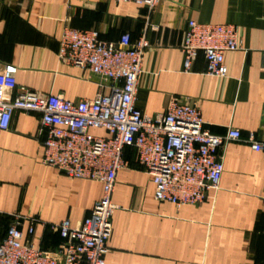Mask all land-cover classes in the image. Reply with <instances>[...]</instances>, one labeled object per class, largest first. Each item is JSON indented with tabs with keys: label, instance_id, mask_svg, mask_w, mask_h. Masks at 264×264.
Returning <instances> with one entry per match:
<instances>
[{
	"label": "crops",
	"instance_id": "crops-1",
	"mask_svg": "<svg viewBox=\"0 0 264 264\" xmlns=\"http://www.w3.org/2000/svg\"><path fill=\"white\" fill-rule=\"evenodd\" d=\"M190 19L237 27L244 50L226 54V76L207 74L203 54L184 70ZM66 26L97 29L105 41L117 42L126 32L132 41L149 39L136 96L144 114L164 113L177 96L197 104L214 134L235 127L243 136L263 135L264 0H162L152 10L111 0H0V68L13 78V95L28 89L79 101L109 91L89 69L60 60ZM40 124V113L16 110L10 128L0 129V241L22 218L24 240L53 249L62 239L51 225H78L103 186L45 165ZM221 152L219 189L200 204L178 208L155 198L136 149L126 147L128 166L119 171L112 196L106 264H264V150L229 141ZM26 217L39 219L33 234Z\"/></svg>",
	"mask_w": 264,
	"mask_h": 264
},
{
	"label": "built area",
	"instance_id": "built-area-1",
	"mask_svg": "<svg viewBox=\"0 0 264 264\" xmlns=\"http://www.w3.org/2000/svg\"><path fill=\"white\" fill-rule=\"evenodd\" d=\"M145 5L152 10L162 0H111ZM145 36L132 41L123 33L119 41H105L97 29L66 26L59 46L65 63L89 69L100 77L102 91L94 98L72 101L63 94H40L28 89L13 95V78L0 68V129L11 126L16 110L41 114L42 162L56 167L70 178L89 179L103 186V195L89 215L78 225L68 220L52 224L62 239L59 246L43 249L24 240L22 218H18L0 241V264H106L108 241L116 205L112 196L118 173L128 166L126 147H133L138 161L149 173L155 198L181 207L205 201L210 191L219 189L225 169L221 149L229 141H243L256 151L264 150V133L243 136L229 127L225 134H214L196 103L174 96L164 113L148 116L136 105L146 50ZM244 50L238 29L230 23L188 21L184 70L190 71L203 54L206 73L224 77L228 73L226 54ZM104 129L107 136L95 134ZM28 229L34 233L36 217Z\"/></svg>",
	"mask_w": 264,
	"mask_h": 264
}]
</instances>
